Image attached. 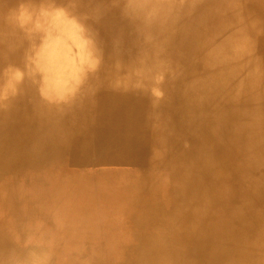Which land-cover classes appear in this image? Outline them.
I'll return each mask as SVG.
<instances>
[{
    "label": "bare ground",
    "instance_id": "bare-ground-1",
    "mask_svg": "<svg viewBox=\"0 0 264 264\" xmlns=\"http://www.w3.org/2000/svg\"><path fill=\"white\" fill-rule=\"evenodd\" d=\"M80 262L264 264V0H0V264Z\"/></svg>",
    "mask_w": 264,
    "mask_h": 264
},
{
    "label": "rangeland",
    "instance_id": "rangeland-1",
    "mask_svg": "<svg viewBox=\"0 0 264 264\" xmlns=\"http://www.w3.org/2000/svg\"><path fill=\"white\" fill-rule=\"evenodd\" d=\"M12 203H13L12 199L11 198L10 199L8 198L6 204L8 206H11ZM9 210H10V214L8 215V217L6 218V220L3 223L5 228L7 226L11 225L12 223H19V222H22L23 221V218L18 214L17 209L15 207H11ZM80 217H83V216L82 215H79L78 218H80ZM78 220H81V219H78ZM34 233L35 232L33 231L31 233V235H34ZM65 252H67V251L66 250L61 251V252H59V255H62L63 257L68 258L70 256L69 255L70 252L69 253L68 252L65 253ZM80 264H83V263L80 262Z\"/></svg>",
    "mask_w": 264,
    "mask_h": 264
}]
</instances>
